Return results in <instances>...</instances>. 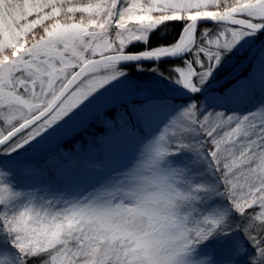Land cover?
Segmentation results:
<instances>
[{
    "label": "snow or ice",
    "instance_id": "snow-or-ice-1",
    "mask_svg": "<svg viewBox=\"0 0 264 264\" xmlns=\"http://www.w3.org/2000/svg\"><path fill=\"white\" fill-rule=\"evenodd\" d=\"M105 97L82 190L20 191L9 164ZM205 255L264 264V0H0V264Z\"/></svg>",
    "mask_w": 264,
    "mask_h": 264
},
{
    "label": "rangeland",
    "instance_id": "rangeland-1",
    "mask_svg": "<svg viewBox=\"0 0 264 264\" xmlns=\"http://www.w3.org/2000/svg\"><path fill=\"white\" fill-rule=\"evenodd\" d=\"M107 99H108L107 97L102 98L91 109H89L87 112L82 114L76 120L71 122L68 126H66L65 128L61 129L59 132L54 134L51 138H49L48 141H46L43 145L40 146L37 152L29 154V156L26 158H19L17 161L11 162L15 164L10 165L9 167L13 168L18 173H20L17 178L18 184L20 183V185L23 186L22 188L19 189L20 191L35 193L40 198H44V197L50 198L51 195L53 194L56 195L69 194V193H76L82 190V188L84 187L83 184L84 177L87 175L91 178L93 174L90 171L94 170L97 167L96 165L93 166L94 169L92 168L87 169L86 168L87 165L85 164H84L85 166L81 168L72 166L73 165L72 164L71 165L72 172L68 171L63 175L57 176L54 181L48 180L47 176L43 178L38 176H32L33 172H30L29 170H26L19 165L28 163L29 161L36 160L42 155L56 148L60 143L65 141L67 138L74 137L80 132L87 131L88 128L90 127L87 125L90 122L92 115L106 103ZM99 138H100L99 139L100 143L99 141H97V139L92 138V139H86L83 142H81L80 145H77L75 151L71 153L72 154L71 157L68 158L67 163L70 164L72 162L76 163L79 160V158H82L85 162L87 161V163H89L91 160V157L89 156L90 149L97 150L98 155L100 157L107 155L111 147L109 143L111 137L109 136L106 138L104 135L102 138L101 137ZM131 155H132V146L129 145L124 149V154L122 156V159L120 160L117 166H123V164H126L128 160L131 158ZM55 164L56 163H54L53 166ZM26 177H32V178H26ZM90 182H94V179H90Z\"/></svg>",
    "mask_w": 264,
    "mask_h": 264
},
{
    "label": "trees",
    "instance_id": "trees-1",
    "mask_svg": "<svg viewBox=\"0 0 264 264\" xmlns=\"http://www.w3.org/2000/svg\"><path fill=\"white\" fill-rule=\"evenodd\" d=\"M101 124L98 122L91 123L90 127L87 131L80 132L79 134L75 135L74 137L67 138L65 141L60 143L56 148L52 149L48 153L42 155L36 160L29 161L28 163L19 165L22 168L29 170L30 172H36L39 169L45 168L46 162L49 165H52L56 163L54 166L62 164L65 160L67 161L68 158L71 157V153L75 151L77 148V145H80L81 142H83L86 139H97L99 141V137H103L105 134L102 133ZM100 143V141H99ZM102 146V145H101ZM92 148V147H90ZM89 156L91 157V160L89 163L87 161L85 162L82 158H79V162L76 163H64L63 164V172L66 173L68 171L72 172V166L81 168L85 165H87V169L92 168L93 166H100L102 164V161L99 160L100 156L98 155L97 150L90 149ZM94 158V159H92ZM15 163H10V165H14ZM73 164V165H72ZM78 164V165H77ZM85 164V165H84ZM72 165V166H71ZM42 167V168H40ZM67 169V170H66ZM18 183V180L16 181ZM20 184V183H19Z\"/></svg>",
    "mask_w": 264,
    "mask_h": 264
},
{
    "label": "clouds",
    "instance_id": "clouds-1",
    "mask_svg": "<svg viewBox=\"0 0 264 264\" xmlns=\"http://www.w3.org/2000/svg\"><path fill=\"white\" fill-rule=\"evenodd\" d=\"M212 260L211 255L199 256L197 264H212Z\"/></svg>",
    "mask_w": 264,
    "mask_h": 264
}]
</instances>
